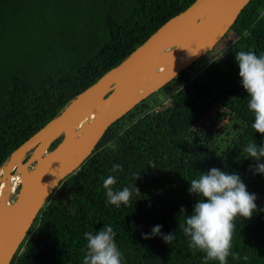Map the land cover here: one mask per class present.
<instances>
[{
  "label": "trees",
  "instance_id": "16d2710c",
  "mask_svg": "<svg viewBox=\"0 0 264 264\" xmlns=\"http://www.w3.org/2000/svg\"><path fill=\"white\" fill-rule=\"evenodd\" d=\"M194 1L0 0V170L20 145ZM229 32L232 43L219 58L194 71L201 57L156 91L168 103L158 105L151 93L106 130L44 203L10 264H83L84 233L105 225L116 233L123 264H204L205 254H193L181 225L200 199L190 194V180L213 167L239 173L257 196L251 220H235L232 251L240 258L230 256L228 264H264V174L250 170L257 162L243 152L248 143L264 145V135L251 127L235 58L237 51L264 53V0H251ZM210 117L240 125L226 151L198 140ZM115 164L123 171L113 172ZM109 175L117 178L114 190L139 188L130 206L107 202ZM156 225L162 235L145 239ZM163 234L175 238L169 244Z\"/></svg>",
  "mask_w": 264,
  "mask_h": 264
},
{
  "label": "water",
  "instance_id": "95a60500",
  "mask_svg": "<svg viewBox=\"0 0 264 264\" xmlns=\"http://www.w3.org/2000/svg\"><path fill=\"white\" fill-rule=\"evenodd\" d=\"M219 1L222 5L209 12ZM250 1L195 0L11 154L5 166L19 172L20 188L13 206L0 212V229L9 224L8 230L0 233V264H10L44 203L60 182L89 157L106 130L166 82L146 90L130 105L126 96L131 83L159 72L170 58H188L182 69L193 64L223 39ZM91 109L105 111L104 116L78 128L81 114ZM60 136L61 142L48 151ZM31 149L32 154L23 162ZM30 163H34L31 170Z\"/></svg>",
  "mask_w": 264,
  "mask_h": 264
},
{
  "label": "clouds",
  "instance_id": "9594fccd",
  "mask_svg": "<svg viewBox=\"0 0 264 264\" xmlns=\"http://www.w3.org/2000/svg\"><path fill=\"white\" fill-rule=\"evenodd\" d=\"M235 58L242 86L248 93V108L254 115L251 127L264 135V53L257 55L254 51H237ZM243 152L247 158L257 162L250 166V170L255 174H264V162H261L264 161V145L251 142ZM112 171H123L122 165L115 164ZM116 184L117 178L112 175L103 180L107 202L116 207L122 204L130 206L133 195L141 194L134 184L132 188L114 190ZM189 192L200 198L194 205L193 213L186 215L185 223L181 225L185 236L189 238V247L194 250L193 254L196 251L204 253V264L209 261L228 264L230 256L239 259V254L232 251L235 220L237 217L251 220L259 210L257 196L247 190L239 173L230 174L215 167L191 179ZM185 212L182 207L181 213ZM161 229L162 225L154 226L150 234H144V238L162 235ZM84 238L87 243L83 264H123V254L111 226L105 225L95 233L86 232ZM174 238L175 234H163L166 243L170 244ZM243 259L248 258L245 256Z\"/></svg>",
  "mask_w": 264,
  "mask_h": 264
},
{
  "label": "rangeland",
  "instance_id": "374dc122",
  "mask_svg": "<svg viewBox=\"0 0 264 264\" xmlns=\"http://www.w3.org/2000/svg\"><path fill=\"white\" fill-rule=\"evenodd\" d=\"M231 43H232L231 32L228 31L225 37H223V39L219 41L210 52L202 56V58L196 63L194 71H199L201 68L210 65L213 62V59L219 58L222 54V51H224L227 48V46H229ZM156 91L157 90H154L153 93H155ZM150 95L146 96L144 99L148 98ZM152 100H156V103L158 105L166 104L169 101L167 96L162 92H156L152 97ZM141 101H139L138 103H140ZM149 101H151V99H149ZM202 124L204 127V131L199 135L198 140L205 142L210 150H216L219 152L226 151L228 147H231L238 138L240 132V125L238 121L232 118H225L221 121L212 122V119L210 117L208 119H205L204 122H202ZM31 154H32V149L26 153L24 159L28 158ZM33 167H34V163H30L28 166L30 170ZM6 168L7 166L3 167L0 170V181ZM7 170L9 171L8 181L11 186V191L8 199L9 202L12 204L16 202L18 198L20 185L18 189H14L16 177H17V173H16L17 171L15 169L13 170L10 168H7ZM3 193H4V187L1 181L0 198L2 197Z\"/></svg>",
  "mask_w": 264,
  "mask_h": 264
},
{
  "label": "bare ground",
  "instance_id": "6f19581e",
  "mask_svg": "<svg viewBox=\"0 0 264 264\" xmlns=\"http://www.w3.org/2000/svg\"><path fill=\"white\" fill-rule=\"evenodd\" d=\"M221 5H222L221 1L217 2L213 7L210 8L209 12H211L215 8H219ZM187 62H188V58H183V57L170 58L165 63V65L161 67L159 72L151 75L148 78L142 77V78H138L137 80H134L131 83L130 88L127 92L126 98L128 104L131 105L134 102H136L142 96L143 92H145L146 90L148 91L150 89H156L164 82H167L168 80L172 79L177 73H179L182 70V68L186 65ZM104 112L105 111L98 113L96 109H91L83 112L79 117L78 128H82L88 124L91 123L94 124L98 122L104 116L103 115ZM8 174L9 171L6 168L1 178L4 187V193L0 198V212L7 210L13 206L8 199L11 191V186L8 181ZM16 179H18V181L20 182V178L18 177V175ZM8 228H9V224L7 223L0 229V233L7 231Z\"/></svg>",
  "mask_w": 264,
  "mask_h": 264
},
{
  "label": "built area",
  "instance_id": "2783aa9c",
  "mask_svg": "<svg viewBox=\"0 0 264 264\" xmlns=\"http://www.w3.org/2000/svg\"><path fill=\"white\" fill-rule=\"evenodd\" d=\"M16 173H17V172H16ZM17 175H18V174H17ZM17 183H19V182H18V181H16V182H15V187H14V189L16 188V186H17Z\"/></svg>",
  "mask_w": 264,
  "mask_h": 264
}]
</instances>
